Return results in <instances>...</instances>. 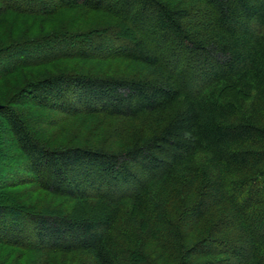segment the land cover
<instances>
[{
	"label": "trees",
	"instance_id": "obj_1",
	"mask_svg": "<svg viewBox=\"0 0 264 264\" xmlns=\"http://www.w3.org/2000/svg\"><path fill=\"white\" fill-rule=\"evenodd\" d=\"M75 10L116 23L27 40L16 58L0 50L4 83L78 62V73L30 81L10 104L48 116L45 128L75 119L94 130L55 145L2 105L19 163L0 174V244L71 264H264V0H0V19ZM238 95L252 100L249 114ZM103 120L125 128L111 133ZM22 187L107 213L26 203L13 193Z\"/></svg>",
	"mask_w": 264,
	"mask_h": 264
},
{
	"label": "rangeland",
	"instance_id": "obj_2",
	"mask_svg": "<svg viewBox=\"0 0 264 264\" xmlns=\"http://www.w3.org/2000/svg\"><path fill=\"white\" fill-rule=\"evenodd\" d=\"M115 23V19L109 15L104 13H93L87 10L59 12L49 18H35L10 13L0 19V50L6 49L7 51L9 50L8 48H10V50H12L9 54L11 55L10 57L16 58L17 54L14 51L17 49L15 48L27 40L33 41L41 38V36L45 34L63 30L69 31L70 33L93 31L114 26ZM36 50L37 48L35 46L32 47L30 51ZM25 52H27V50H25ZM119 67L120 66H116V68ZM78 69V62L70 60H63L40 67L25 68L8 78L6 83L0 82V105L13 106V104H10L13 100L19 103V98L15 97L30 81L38 80L56 72L78 73ZM221 95H226V97L229 96L225 90ZM234 98L239 107H241L243 114H249L248 110L251 106L252 100L242 95L234 96ZM22 102L25 103L24 100H22ZM13 108L21 113L23 121H27V123L31 124L30 127L35 133L42 136V140L46 139V141L53 142L55 145L68 144L69 142L75 144V140L78 137H82L86 140L93 135L94 130H89L87 132L86 130L83 132L80 131L81 123L75 119L68 120L55 129H52L49 126H46L45 128V124L49 120L48 116H42V114L38 113V111L32 107L21 103L17 105L14 104ZM101 123L104 128L111 130V133H115V131L117 132L125 128V124L118 121L111 122L103 120ZM94 128H98V126L95 125ZM0 137V174H4L5 172L9 173L14 166L18 165L19 161L16 159L17 152L14 150V142L11 139L7 125L1 119ZM199 163L205 165L207 163V157L201 155ZM28 191L27 188L22 187L14 190L13 193H19L24 202L27 201L26 203L37 204L40 207H46L53 210H67L70 212H76L79 215H86L87 217L93 215L101 216L107 213V211L101 206L94 207L87 204H79L43 193L29 192L31 194L30 197L33 198L32 200H26L23 196L24 193H28ZM5 199L7 203H15L17 206L20 204L16 200V202L11 200L9 197ZM125 214L123 221L128 222L129 217L127 212ZM67 256L68 255L62 254L51 255L41 251L21 250L19 248L0 244V264H71V259H75V256ZM79 262L80 259L77 264H79Z\"/></svg>",
	"mask_w": 264,
	"mask_h": 264
},
{
	"label": "water",
	"instance_id": "obj_3",
	"mask_svg": "<svg viewBox=\"0 0 264 264\" xmlns=\"http://www.w3.org/2000/svg\"><path fill=\"white\" fill-rule=\"evenodd\" d=\"M0 109H2V106L0 105Z\"/></svg>",
	"mask_w": 264,
	"mask_h": 264
}]
</instances>
